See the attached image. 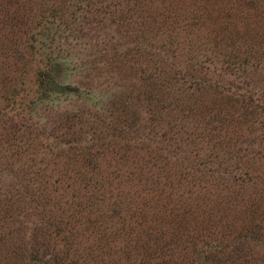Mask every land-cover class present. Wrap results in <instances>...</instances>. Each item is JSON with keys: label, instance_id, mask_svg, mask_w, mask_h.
Masks as SVG:
<instances>
[{"label": "rangeland", "instance_id": "1", "mask_svg": "<svg viewBox=\"0 0 264 264\" xmlns=\"http://www.w3.org/2000/svg\"><path fill=\"white\" fill-rule=\"evenodd\" d=\"M58 1L0 0V23H13L22 31L13 38L14 48L11 43L6 46L8 50L0 45V110L5 107L1 96L8 92L10 79L20 78L22 73L27 75L26 84L20 88L21 109L2 110L0 114V264H25L24 258L18 261L15 255L23 250V255L29 256L31 249L36 251L39 264H51L52 255L59 257L62 264H159L168 257L173 258L170 264H192L199 246L193 248L189 241H201L192 232H200L203 237L218 227L227 243L239 235L233 228L248 219L256 231L238 245V255L247 261L241 264H264L263 128L252 133L240 130L237 146L228 149L219 144L220 130L208 131L207 137L200 134L203 140L194 136L204 132V121L211 116L200 110L197 116L206 118H198L202 122L178 118L182 119L181 130L187 132L181 136L180 147L157 140L155 146L139 153L133 152L132 144V150L125 145H130L133 130L126 140L117 133L110 136L112 132L107 130L110 113L116 118L122 114L124 101L129 95L132 97L131 83H137L133 79L136 72H126L116 64L119 55L129 51L134 55L141 41L142 47L147 44L148 52L160 53L159 58L171 63L162 44L169 35H175L172 33L182 20L183 7L192 9L189 4L193 1L182 4L177 0H142L137 10L127 12L134 9L127 5L129 0H94V7L87 9L86 15L84 11V18L68 16L64 19L66 24L62 20L72 37L60 46L66 49L70 66L78 69L71 78L86 97L77 100L65 96L54 103L40 104L39 117L33 106L37 100L33 57L26 52L24 42L37 16H51L60 8ZM74 1L70 0V6ZM96 8L106 13H94ZM167 15L173 23L166 20ZM121 16H126L131 26L117 19ZM10 52L13 60L7 57ZM250 74L243 78L217 73L210 78L228 88L258 86L263 92L264 70ZM149 89L166 103L171 101V89L158 90L154 81ZM211 96L212 93L187 97L182 105L197 109L207 105ZM219 100L235 117L232 113L237 107L229 99ZM129 101L128 106L141 111L146 108L141 99ZM127 111L130 116L131 110ZM66 117L71 129L68 122L64 124ZM212 126L217 129V124ZM102 136L112 144L111 150L106 151L110 154L99 160L97 139ZM93 141L95 149L87 151L97 159L91 162L93 166H88L87 157L76 151L81 145L89 148ZM177 148L184 153L180 154L183 150ZM237 149L241 153L233 154ZM196 150L200 159L195 156ZM172 155L177 156L175 162L168 161ZM215 155H221L218 161H223L222 169L209 164L200 168L204 170L201 175L185 170L191 164L197 168L211 162ZM229 156L232 160L227 162ZM220 171L230 173L231 177L241 172L251 176L237 185ZM48 230L54 234L57 231L59 236L52 234L46 239Z\"/></svg>", "mask_w": 264, "mask_h": 264}, {"label": "trees", "instance_id": "2", "mask_svg": "<svg viewBox=\"0 0 264 264\" xmlns=\"http://www.w3.org/2000/svg\"><path fill=\"white\" fill-rule=\"evenodd\" d=\"M141 1H127L128 6H134V9L130 8L127 12L137 10L141 5ZM180 1L182 4L186 2V0H177V3ZM192 1L193 3L189 4L192 9L186 5L183 7L180 13L182 20H179V27L177 26L175 32L172 33H175V35H169L168 39H166L167 41L162 44L163 52L166 53L168 58L171 56V63L168 64L167 61L161 57L159 58L160 53L148 52L146 50L147 44L145 45L144 43V47H142L141 41L138 42L134 55L129 51V53L125 54L123 52L118 57L119 61L116 64H120L124 71L128 72L130 70L134 73L136 72V74L140 73V75L135 74L133 78L137 83H131L132 87L130 88L133 89V93L132 97L129 95L128 100L123 103V115H118L116 118L115 115L112 116L110 113V127L107 130H111L110 136H114L117 133L122 140H126L127 136L131 134L130 130H133L132 135L134 136L129 142L130 145H125L128 147L127 150H132V144L134 153H139L142 150L146 151V149L155 146L157 140L167 141L174 147L179 146L178 143L182 140L181 136L183 134L187 135V132L185 130L182 131L183 128L181 130L183 126L179 123L182 119L178 118L186 117L194 122H202L206 118L197 116L200 110L203 111L205 116L211 115L212 119H210V116L208 120L204 121V132L194 136H199L198 138L203 140L204 137L200 134L204 133L207 137L206 133L208 131L215 132L220 130L218 131L219 144L222 147H228V149L232 148L233 150L237 146L240 130L243 129L252 133L263 128L262 131H264V91H260L258 86L253 88H228L210 78V75H216L217 73L245 78L251 75L250 72L257 74L259 70H264V0ZM69 3L70 0H63V3L59 0L60 8L51 16H45L43 13L38 15L37 19H35L33 30L28 33V38L24 42L26 52H30L33 57L31 65L34 66V96L37 99L33 102V106L36 107L39 117L40 113L42 114L40 104L54 103L60 97L65 96H72L77 100H83L86 97L83 89L78 87L74 79L71 78L75 72L77 73L78 69L70 66L67 61L69 56H65L66 49H62L60 43L63 41L66 45L67 40L72 37L71 34H68L67 26L64 25L66 24L64 19L68 16L73 19L77 17L84 18V11L86 15L87 9L94 7V0H75L71 6ZM70 7H73V9ZM96 12L106 13L98 8H96L94 13ZM117 19L120 22L123 19L126 21V26H131L126 16H121ZM166 20H171V17L167 15ZM174 25H176L175 22ZM19 30L20 28L13 23H0V45L5 46L3 48L8 50L6 46L11 43V48H14L16 41H13V38L18 37L22 32ZM141 33V36L144 35V32ZM10 53L7 57H11L13 60V52ZM18 63L21 62L18 61ZM138 68L139 70L136 71ZM132 75L127 77L129 78ZM26 76L25 73H22L20 78L10 79L8 83L9 93L5 91V95L1 96L4 99L5 107L0 110V114H2V110L3 112H14L21 109L23 103L20 102V88L26 84ZM6 79L8 78L6 77ZM153 81L154 86L158 90L171 89V101L166 103L165 100L160 98L158 93H156V96L154 95L155 93L149 89V85ZM208 93H212V96L207 100L209 101L206 103L207 105H201L197 109H194L193 106L183 107L182 104H185L184 99L187 97L204 96ZM222 98L229 99L233 106L237 107L235 109L236 112L232 113L235 117L228 113L229 109L226 108L222 100H219ZM140 99L146 103V108L142 109V111L140 108L128 106L129 100L133 102ZM221 104L223 107H221ZM127 109L131 110L130 116L127 114ZM140 113L143 115L142 117ZM169 113L171 118L168 116ZM198 118L202 121L198 120ZM215 118H219V120ZM67 122L68 129H71L72 126L69 125L68 117L64 119V124L66 125ZM177 123L179 124L178 130ZM212 124L215 126L217 124V129ZM208 127H210L209 130ZM110 136L107 137L109 138ZM259 136L263 138L262 135ZM97 140L100 142L98 143L100 150L98 159L100 160L110 154V152L106 151L111 150L112 142L111 144L109 141L107 142L104 136L99 137ZM67 144L69 143H64V146H69ZM93 149H95L94 141L89 148L81 145L76 151L79 156L84 155L88 158L85 160L88 162V166H93L91 162L93 159H97L96 155H91L87 151ZM182 153H184V150L180 154ZM196 153L195 156L200 159V154L197 150ZM240 153L241 149H237L233 154ZM226 154L227 156L229 155L227 152ZM171 158L173 160H169ZM176 158L177 156L172 155L168 161L175 162ZM219 158H221V155H215V160H211V162L206 164L201 163L197 168L196 165L191 164L185 170L188 168L190 173L201 175L204 174V170L200 168L202 166L206 168L209 164H211L210 166H216L217 170H220L224 165L223 161H218ZM134 159L136 158L134 157ZM184 159L182 158V160ZM228 160H232V157L227 159V162ZM224 171H220V173L223 175L227 174ZM229 174L225 176L232 180L233 183H237V185H240L238 182H243L245 178L249 179L251 176L247 172H241L237 176L236 173H231L232 177ZM206 205L202 204V207ZM181 220L183 221V217ZM235 227L233 230L234 232H239V235L227 243L225 242V236L220 234L221 229L218 227L212 228V232L203 234V237L200 232H192L193 235L201 239L200 244L195 239L189 241L191 247L196 248L199 246V251L193 263L215 264L216 261L218 263L223 261V264H241L242 262H247L238 255L240 251L238 245L245 240L246 235H252L251 233L256 231L254 230L255 225L248 219V221L243 220L238 223ZM46 233L49 234L46 238L48 239L53 236L54 231L48 230ZM54 236H59L57 231H55ZM254 236L256 235L254 234ZM46 245L49 246V240H47ZM30 251L31 255L28 256L27 254L24 256L23 254L26 251L20 250L21 253L15 255L16 260L21 261L24 258L27 262L25 264H39L41 261L37 259L36 251L34 249ZM50 258L51 264H62V260L56 255H52ZM172 261L173 258L168 257V259L164 258L159 261V264H170Z\"/></svg>", "mask_w": 264, "mask_h": 264}]
</instances>
